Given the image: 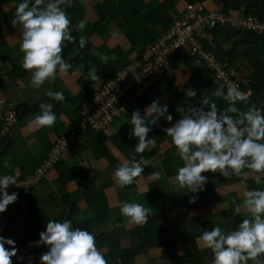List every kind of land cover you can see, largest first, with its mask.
I'll list each match as a JSON object with an SVG mask.
<instances>
[{"label": "crops", "instance_id": "0c3cea01", "mask_svg": "<svg viewBox=\"0 0 264 264\" xmlns=\"http://www.w3.org/2000/svg\"><path fill=\"white\" fill-rule=\"evenodd\" d=\"M255 1L264 3V0ZM22 2L0 0V83L14 109L48 102L54 105L53 111L58 114L51 127H39L33 123L40 110L38 114L27 112L17 116L22 123L0 138V177L31 176L47 162L57 140L71 131L77 132L69 119L79 105L82 91L79 80L84 73L79 58L88 59L81 57L83 51L87 49L88 56H91L89 50L92 48V54L99 61L85 74L89 80L88 90L94 94L104 83L101 76L104 71L119 73L123 63L135 59L145 44L157 40L181 17L186 5L201 4L206 11H222L219 0H71V7H61L71 21V35L75 38L74 42H65L62 50L63 59L72 67L67 74H58L55 80L50 79L40 89H34L30 86L31 71L22 67V26L14 27L11 23L16 7ZM32 2L34 0H30V7ZM249 6L248 1H243L240 10L230 11L229 15L232 18L245 15L244 9ZM80 21L85 22L82 30L76 27ZM229 29L215 37L211 35L213 44H208L209 50L213 49L230 62V67L247 83L242 86L251 90L248 98H255L251 107L264 109V87L259 90L255 87L264 78V55L255 49L246 35ZM82 36L86 39L84 47L80 46ZM185 52H175V59L166 62L161 76L154 79L152 89L146 93L152 94L151 100L144 95L139 103L131 106L108 128V137L117 135L121 140L129 137L132 112L140 109L144 115L145 107L157 97L161 104H168L174 123L180 118L177 106L186 107L184 90L187 88L197 90V97L191 101L194 105H199V97L204 93L216 103L219 111L230 107L229 100L211 95L218 87L204 63ZM105 55L108 56L106 63L102 59ZM94 75L100 78L93 80ZM48 90L63 92L65 100L50 99L46 95ZM224 91L226 94L227 89ZM183 92L184 95L178 94ZM170 126L171 123L163 117L159 119V126H152L149 138H154L155 143L142 154L150 164L124 188L118 186L114 171L133 156L141 158V154L135 151L138 138L124 151L115 142H106L109 153L118 160L117 166H111L105 158L94 156L86 144L85 135L77 134L68 152L60 158V164L67 173L74 169L78 174L68 175L69 179L64 180L58 172L59 166L45 177L41 187L25 191L27 193L17 192L18 201L7 208L6 219L10 226L2 227L0 234L4 230L7 238L16 242L19 251L13 264H29V258L32 264H40L39 257L48 248L30 242L40 239L39 234L46 230L48 221L65 219L71 220L74 228L87 230L95 236L96 246L108 264H212V251L201 248L197 239L204 231L216 226L225 233L235 230L245 218L243 209L239 214L235 211L237 204H242V193L257 188L264 190V176L258 185L255 174L247 168L241 176L229 178L219 173H202L208 177L205 190L198 194L195 203H189L190 197L196 194L181 189L174 179L183 161L177 155L171 137L163 131ZM153 173H159L160 178L153 179ZM125 201L151 208L152 214L148 218L158 217L157 230L162 231L167 239L174 237L176 240L171 242V239L155 238L149 233H137L136 228L141 226L128 223L120 213V205ZM20 255L24 257L23 261L18 259Z\"/></svg>", "mask_w": 264, "mask_h": 264}, {"label": "clouds", "instance_id": "9594fccd", "mask_svg": "<svg viewBox=\"0 0 264 264\" xmlns=\"http://www.w3.org/2000/svg\"><path fill=\"white\" fill-rule=\"evenodd\" d=\"M61 5L71 7L72 2L34 0L30 7V0H23L16 7L15 17L11 20L14 27L22 26V67L31 71L30 86L34 89H40L50 79L55 80L58 74H67L72 67L62 57L65 42H74L75 38L71 35V21ZM76 27L82 30L85 22L80 21ZM85 44L86 39L82 36L80 46L84 47ZM102 59L106 63L108 56ZM99 78L98 75L92 77L93 80ZM184 91L186 107L177 106L180 118L174 123L168 104H161L159 97L145 107L144 115H141L140 109L132 112L129 138H138L135 151L141 154V158L137 160L133 156L115 169L118 186L124 188L131 185L150 164L142 154L154 145L155 140L149 138V133L152 126H159L161 117L171 123L163 131L171 137L176 153L183 161L174 179L181 189L196 194L190 197L189 203H195L199 199L198 194L205 190L208 177L202 173H219L229 178L241 176L247 168L255 174V182L259 185L264 176V109L255 106L247 111L238 109L235 106L237 102L246 104L248 97L236 85L230 84L226 94L223 85L211 94L230 101V107L223 112L218 110L208 95L203 93L197 106L191 102L197 97V90L187 88ZM46 95L52 100H65L61 91L48 90ZM53 107L52 103L41 102L40 114L35 116L33 123L39 127L53 126L57 119ZM152 177L158 180L160 174L153 173ZM11 185L24 186L17 183L13 175L0 177V213L18 201V193L10 194L7 191ZM242 197V204H237L235 211L239 214L243 209L245 218L235 230L225 233L216 226L204 231L196 241L201 248L212 251V264H249V261L264 264V190H245ZM120 213L128 219V223L142 226L147 223L152 209L125 201L120 205ZM39 236L38 241L30 243L48 248L40 255V264H108L96 246L95 236L87 230L74 228L71 220H50ZM6 245L11 247L7 248ZM18 251L13 239L0 235V264H13L12 258L17 257ZM18 259L23 261L24 257L19 256ZM29 264H32L31 258Z\"/></svg>", "mask_w": 264, "mask_h": 264}, {"label": "built area", "instance_id": "2783aa9c", "mask_svg": "<svg viewBox=\"0 0 264 264\" xmlns=\"http://www.w3.org/2000/svg\"><path fill=\"white\" fill-rule=\"evenodd\" d=\"M218 26L264 35V23L254 15H239L237 18H232L223 11H206L201 4L186 5L181 17L170 25L162 36L155 42L147 44L129 65L121 67L116 79L99 88L93 97L92 108L81 126V131H85L86 123H90L96 129H103L115 122L130 105L135 104L152 89L154 79L161 76L163 66L178 49L186 50L195 56L197 61L204 63L217 87L223 85L224 89H228L230 84L236 85L248 96L251 90L243 91L242 85L247 83L239 73L217 59L214 51L204 49V42L213 44L210 31ZM19 124L17 110L8 103L0 83V138L13 132L12 129ZM74 136L76 131L61 137L47 162L37 168L31 176L13 175L17 178V183L25 187L11 185L7 191L10 194L25 192L38 186L50 170L59 163ZM6 215L7 211L0 213V226L7 224Z\"/></svg>", "mask_w": 264, "mask_h": 264}, {"label": "trees", "instance_id": "16d2710c", "mask_svg": "<svg viewBox=\"0 0 264 264\" xmlns=\"http://www.w3.org/2000/svg\"><path fill=\"white\" fill-rule=\"evenodd\" d=\"M243 1H248L249 4H250V6L248 8L244 9V10H246L245 12H243V14H245L244 16L254 15V16H256L259 19L260 22L264 23V3L263 2H258V1H255V0L254 1L253 0H219V3L222 5V11L227 13V14H229L230 11H239L240 10L239 6H240V4ZM229 28L231 30H234L236 32H239V33H242V34L246 35L247 36L246 38L248 39V41L250 43L253 44L255 49L259 50L262 53V55H264V35H259L256 32H246V31H242V30H239V29H236V28H231V27H226V26H223V27L218 26V27H216V28H214V29H212L210 31V35L215 37V35H217L219 33H222L224 31H226L225 29H229ZM147 44H145V46ZM204 44H205V47H206L207 50L211 49V47L208 46L207 42H204ZM145 46L140 50L139 53H141V51L145 48ZM178 50H182L183 52L186 51V50L184 51V49H178ZM87 51H88L87 49L85 51H83L81 53V57H87L89 60L88 59L85 60L83 58H79V60H80L79 61V66L82 68L83 73H84V76L79 80V84L82 87V91H81V94L79 96V105L75 109V111L72 113V115L70 116L69 120L72 122L73 127L76 128L75 130H77L76 135L79 134V133L81 135H85L86 144L92 150V153L94 154V156L96 158L97 157L98 158H105L110 163L111 166H117L118 165V160L109 153V150L107 149V147L105 145L106 142H108L109 140L112 141V142H115L116 145L118 146V148L121 151H124V150L130 148L136 142V138L135 137H132V138L126 137L123 140H121L120 139L121 137L117 136V135L116 136H112V137H108L106 135V131L108 130V128L111 125L108 126V127L103 128V129H96L90 123H86L85 124L86 125L85 131H81V126L85 123V120L87 118L89 110H91V108H92L93 97H94V95L96 93L95 92L94 94H91L89 92V90H88L89 80L86 78L85 74H87L90 70L95 68V66H97V64L99 63L98 58L94 54H92L93 49L91 48V50H89L91 52V56H88ZM177 51H175V52H177ZM211 51H214V50L212 49ZM175 52H173L172 55H171L172 60L175 59L174 58ZM214 52H215V56H216L217 59H219L222 62H225L227 64V67L231 68L230 67V62L225 61L224 58L221 55H219L216 51H214ZM185 53H187V51ZM131 61L132 60L123 63L122 67H124L125 65H129L131 63ZM192 72L195 73L196 70H194ZM209 73L211 75L210 71H209ZM108 74H109V76H108ZM101 76L104 79V83L102 84V86H103L107 82L116 79L117 76H119V73L117 72L115 74H112V72L110 70H106V71H104L101 74ZM255 87L258 90L261 89V87H264V78L261 79L259 81V83L257 84V86H255ZM243 90H247V89L243 88ZM178 94L179 95L180 94L184 95V92L183 93H178ZM142 98L139 99L136 103H139L142 100ZM250 98H252V97L250 96L248 98V103L245 104L244 102H237V104L235 106L238 109H240V110L246 111V109L251 108V105L253 103V99H255V98H253V99H250ZM135 104H133V105H135ZM39 105L40 104H38L37 106H34V107L26 106L25 108L17 107V108H15V110H17V116L21 117L23 114H25L27 112H30V113L32 112V113L38 114L39 113L38 110H40ZM133 105H130L123 114L127 113L129 108L131 106H133ZM20 111H22L24 113H21ZM55 113H56V115L58 114V112H56V111H55ZM74 137L72 138V140L74 139ZM71 145H72V142H70L69 147L67 148L66 152H64V154L68 152V150L70 149ZM61 161H59V163L56 164L50 170V172L53 169H55V168L60 166L61 168L59 167V169H58L59 171L58 172H59L60 176L63 177L64 180H68L69 179V178H67L68 175H72L73 173L78 174V172H76L74 169L67 173L66 170L64 169V165L60 164ZM0 165H1V161H0ZM43 182H44V180L41 181L39 183V185L36 186V188L41 187ZM27 192H29V191H27ZM27 192H24V193H27ZM157 225H158V217H156V216L155 217H150V218H148L147 223H145L141 227L136 228V232L139 233V234L149 233L151 236H153L155 238L167 239L166 237H164L162 231L157 230ZM9 226H10V224L7 223L4 226H0V228L1 229H2V227L3 228L4 227L8 228ZM2 233L3 234H0V235H3L4 237L7 238V235L4 234L5 233L4 230H3ZM169 239H171V242H174V240H176V238H174V237H172V238L169 237L167 240L169 241ZM110 248L112 249V247H110ZM12 259L14 260V257ZM16 264H19V263L16 262Z\"/></svg>", "mask_w": 264, "mask_h": 264}, {"label": "rangeland", "instance_id": "374dc122", "mask_svg": "<svg viewBox=\"0 0 264 264\" xmlns=\"http://www.w3.org/2000/svg\"><path fill=\"white\" fill-rule=\"evenodd\" d=\"M146 95H147V97L149 96L148 94H146ZM149 98H150V100H151V98H152V94H150V96H149L147 99H149ZM89 112H90V110H89ZM21 123H22V122L20 121V124H21ZM20 124H19V125H20ZM19 125H18V126H19ZM135 157H136L137 160L139 159V155H138V157H137V156H135Z\"/></svg>", "mask_w": 264, "mask_h": 264}]
</instances>
